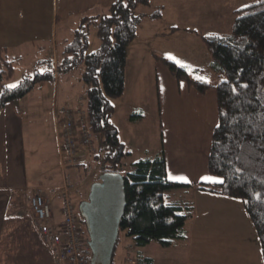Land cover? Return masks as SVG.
<instances>
[{"label":"crops","instance_id":"1","mask_svg":"<svg viewBox=\"0 0 264 264\" xmlns=\"http://www.w3.org/2000/svg\"><path fill=\"white\" fill-rule=\"evenodd\" d=\"M113 1L0 0V69L3 67L2 58L9 60L10 57L14 61L20 58L22 63L25 62L23 59H28L32 64L30 58L41 60L48 56L52 58L55 67L63 48L60 47L58 52V23L74 18L79 23L82 16H99L107 11ZM171 27L175 29L168 32L170 34L179 28L174 25ZM187 32L197 34L193 29H187ZM131 43L132 41L128 46ZM151 50V60H146L145 66L136 70L135 80L137 85L140 84V75L147 70L156 74L160 135L157 147L153 151L145 149L140 158L154 156L162 147L168 178L184 177L186 180H171L190 184L189 187L177 189L189 195L188 200L193 203V216L185 226L186 237L176 239L170 248H179L180 254L176 263L171 262L172 264H181V245L183 260L185 257L188 264H191L198 256V236H203L207 243L216 239L224 241L226 236L227 240L232 241L243 235L254 236L256 230L240 200L202 190L195 185L199 181L213 182L214 179H220L208 169L212 131L218 122L215 88L199 92L185 81L177 80L155 58L158 55L156 50ZM207 53L208 58L200 63L194 61L181 65L192 73L202 74L207 70L206 74L213 77L211 82L216 83L218 78L210 71L211 57L208 51ZM158 56L171 57L165 53ZM127 57L128 55L126 70ZM126 70L122 94L126 89ZM58 80V74H55L53 80L39 82L24 97L8 102L0 110V264H54L53 247L42 239L27 210L28 195L40 192L50 200L52 216L48 222L57 227L62 220L60 188L67 175L66 169L71 168L73 189L70 196L74 203L73 195L76 193L81 200L85 199L89 186L97 180L92 177L84 178L83 166L63 165L59 134L62 127L61 108L73 107L81 95L69 96L65 92V96L62 94L59 98ZM134 111L139 112L137 115H142L136 117V120L142 121L144 110L138 107ZM119 138L123 142L120 134ZM78 156L81 160H93L92 156L86 154L83 146L80 147ZM99 172L100 167L96 176ZM205 177L213 179H204ZM129 245L130 240L123 242L117 264H126L125 256ZM142 248L133 246L132 255L141 253L151 257Z\"/></svg>","mask_w":264,"mask_h":264},{"label":"trees","instance_id":"2","mask_svg":"<svg viewBox=\"0 0 264 264\" xmlns=\"http://www.w3.org/2000/svg\"><path fill=\"white\" fill-rule=\"evenodd\" d=\"M149 1L114 0L101 15L82 16L55 67L50 62L54 68L24 75L15 87L2 84L13 73L10 61L2 58L0 110L8 102L24 97L36 83L80 67L87 121L93 134L102 135L100 171L120 172L125 180L126 206L119 230L130 238L132 246L141 247L156 240L167 247L186 237L185 224L193 216V203L171 202L166 194L190 184L168 178L162 147L154 156L140 158L126 168L130 153L110 119L111 98L124 90L127 46L135 38L140 19L135 9ZM91 23L100 44L88 51ZM174 29L171 27L169 32ZM201 38L210 54V71L218 78L216 83L192 77L184 66L166 57L155 58L177 80L197 91L215 88L218 122L212 131L208 169L224 182L199 181L195 185L242 202L255 227L264 260V0H253L235 10L228 33ZM79 217L85 227L80 214ZM133 258V262L125 260L126 264H154L151 257L141 253Z\"/></svg>","mask_w":264,"mask_h":264},{"label":"rangeland","instance_id":"3","mask_svg":"<svg viewBox=\"0 0 264 264\" xmlns=\"http://www.w3.org/2000/svg\"><path fill=\"white\" fill-rule=\"evenodd\" d=\"M252 1L253 0H150L148 4L139 5L135 9V13L140 16V19L137 25L135 38L127 47V70L125 69L127 71L126 89L121 96L111 98V104L113 106V116L110 117L111 122L119 130L120 137L125 143V148L131 154L126 158V168H129L131 163L138 160L144 154L143 151L145 149L153 151V148L158 145L160 127L156 74L147 70L140 75L142 78L140 84L137 85V81L135 80L137 76L136 70L145 66L146 60H151L149 59V55L150 57L153 56L151 49L156 50L155 53L158 55H163V53L169 54L171 57L166 58L173 60L178 65L194 61L200 63L201 60L208 58L207 50L204 44H202L203 41L201 42V35L228 33L233 26L235 10L248 5ZM77 23L78 21L75 18L67 22L58 23V52L60 47L64 46L65 43L72 38L74 29L78 25ZM171 25L179 27L178 30L172 34L168 33ZM187 29H193L197 34H190L187 32ZM163 32H165V34H163ZM88 37V51H92L100 44V40L96 34V27L92 23L89 26ZM145 53L146 55H144ZM23 60H25V62L22 63L20 62V58L14 61L12 57H10L8 61H10L13 66V73L9 78L3 79L2 84L9 87L11 85H17L24 75H33L35 72H44L45 70L54 68L50 65V62L52 63V58L48 56L42 57L41 60L30 58L29 60L33 65L28 62V59ZM189 73L195 78L201 77L210 82L213 80V77L206 74L207 70L201 72L203 75L199 73ZM58 79L59 98H61L60 95L62 94L65 96V92H68L69 96L73 94L84 95L85 87L81 79L80 67L67 73H59ZM46 81L50 80H43L41 83ZM138 107L144 110V119L142 121L136 120L137 118L134 116V114L139 113L138 111H134L137 110ZM101 136L102 135L99 133H94L95 139L102 144ZM91 161V171L84 169L85 171L82 176H84V178L92 177V179H98L96 172L100 163L98 164L94 159ZM70 169L71 168H69V170L66 169V174L72 177ZM73 196L78 208L81 201L79 194L76 195L75 193ZM87 196L88 194L84 195V198L86 199ZM166 199L171 202L187 201L189 195L187 196V194L180 189H173L166 194ZM242 208H244V206ZM80 224L84 228L83 223L80 222ZM127 240L129 241L130 238L125 235L124 231L119 230L113 259L114 264L118 263V257L122 251L123 242ZM226 240L227 236L224 241L216 239V241L212 240L207 243V240H205L203 236H198L196 238V252H198V256L191 264H264L256 232L254 236L243 235L232 239V241ZM142 247L145 253L154 258L155 264L176 263L180 255L178 252L179 248H170V246L165 247L156 240ZM191 250H193V248ZM183 253L184 251L181 245V264H188L185 257L184 260L182 258Z\"/></svg>","mask_w":264,"mask_h":264},{"label":"built area","instance_id":"4","mask_svg":"<svg viewBox=\"0 0 264 264\" xmlns=\"http://www.w3.org/2000/svg\"><path fill=\"white\" fill-rule=\"evenodd\" d=\"M62 124L60 130V151L65 167L82 165L91 171L92 161L81 160L78 156L83 146L88 156L98 163L102 160L101 143L91 131L87 121L86 100L79 96L73 107L61 108ZM73 184L69 175L64 177L60 188L62 220L57 227L49 224L52 216L50 200L40 192H32L27 198V210L31 213L34 223L42 239L53 247L54 264H89L91 248L89 237L80 224L77 205L73 202L70 192ZM132 245L128 246L126 261L133 262Z\"/></svg>","mask_w":264,"mask_h":264},{"label":"water","instance_id":"5","mask_svg":"<svg viewBox=\"0 0 264 264\" xmlns=\"http://www.w3.org/2000/svg\"><path fill=\"white\" fill-rule=\"evenodd\" d=\"M126 206L125 180L120 172L100 171L78 211L89 237V264H111Z\"/></svg>","mask_w":264,"mask_h":264},{"label":"snow or ice","instance_id":"6","mask_svg":"<svg viewBox=\"0 0 264 264\" xmlns=\"http://www.w3.org/2000/svg\"><path fill=\"white\" fill-rule=\"evenodd\" d=\"M10 87H15V85H11ZM217 127H219V125H217ZM170 178L171 179L186 180V178H184V177H170ZM204 179H213V178L205 177ZM213 182L223 183L224 181L222 179H214Z\"/></svg>","mask_w":264,"mask_h":264}]
</instances>
